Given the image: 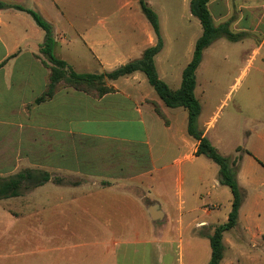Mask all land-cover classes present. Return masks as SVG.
Returning <instances> with one entry per match:
<instances>
[{"label": "crops", "instance_id": "0c3cea01", "mask_svg": "<svg viewBox=\"0 0 264 264\" xmlns=\"http://www.w3.org/2000/svg\"><path fill=\"white\" fill-rule=\"evenodd\" d=\"M177 1L181 13L172 7L175 0H146L163 43L155 67L173 91L180 90L203 35L192 0ZM208 8L217 27L229 24L232 32L253 34L262 29L251 60L264 49V0H211ZM28 10L51 25L54 56L78 74L110 73L138 61L157 45L158 35L140 0H0V167L9 177L22 166L51 176L33 191L34 213L18 220L39 222L52 212L55 232L57 215L81 207L84 234H51L55 243L63 241L51 247L45 264H61L58 254L71 250L68 240L75 237L87 250L82 264H185L187 254L195 261L204 248L208 264L209 237L227 223L233 195L221 182L219 166L197 155L187 110L168 107L140 71L108 81L113 92L102 97L61 86L37 103L50 70L41 51L46 33ZM224 40L231 41L222 37L203 51L194 93L201 106L198 130L221 156H237L243 202L236 226L223 233L220 264H240L262 246L259 241L264 245V109L242 106L243 145L233 140L232 114L214 128L217 114L207 115L198 97L200 76L217 74L206 70L217 58L209 52ZM52 175L81 176L85 182L64 187ZM42 195L49 201L38 199Z\"/></svg>", "mask_w": 264, "mask_h": 264}, {"label": "rangeland", "instance_id": "374dc122", "mask_svg": "<svg viewBox=\"0 0 264 264\" xmlns=\"http://www.w3.org/2000/svg\"><path fill=\"white\" fill-rule=\"evenodd\" d=\"M171 2L173 0H165ZM257 1V0H255ZM175 0L173 8H179L182 12V4H177ZM229 30L232 32L231 27ZM262 32V29H261ZM261 32L253 33H239L232 32L238 41L224 40L219 45L210 51V55H215L216 62L211 69H206L209 73H217L211 79H206L205 74L200 76V88L198 97L201 99L207 115H216L217 121L214 128L219 129L225 122L229 114L233 115V120L230 123L231 134L234 141H240L242 145L245 140L246 116L243 107L250 104L255 110L264 109V49L253 60L255 54L254 50L257 48L256 41L260 40ZM188 39V35H186ZM45 55V54H43ZM46 57V56H45ZM47 58V57H46ZM248 71L245 78L241 81L242 72ZM240 79V80H239ZM108 84V81L106 82ZM250 94V95H249ZM246 99V100H244ZM237 165V156L235 155L231 162ZM17 173L23 171H33V168L22 166L16 169ZM14 174V175H16ZM12 175V176H14ZM0 177L8 178L9 174H5L0 167ZM52 180L55 184L71 187L78 186L85 182L81 176H63L52 175ZM35 189L26 191L21 197L8 198L0 200V264H45L51 257V247L55 244L62 243L51 239V234H56L58 237L63 234H84L83 223L81 216V207L77 205L71 206V212L66 215H57L58 221L55 227V232L51 228L52 215L45 213L41 216L39 222H23L19 221L26 213L33 214V191ZM228 190V189H227ZM230 192V191H229ZM49 194V192H47ZM38 198L41 201H49L48 196ZM25 198L31 200L30 203L24 202ZM48 209L49 207L46 205ZM39 211L40 208L38 207ZM44 210V209H42ZM8 217L14 218L9 219ZM65 218L67 221H62ZM36 229V230H34ZM23 240V241H22ZM22 241V242H20ZM73 247L71 250L65 251L63 255L58 254V262L61 264H82V257L85 256L82 248V240L80 238H71ZM250 242L249 239H247ZM256 248L255 253L251 252L247 256H243L240 264H264V245ZM210 251V250H209ZM207 250H201L197 255L196 260L187 254L185 257V264H206L208 259ZM173 261V257L171 260ZM176 261V257H174ZM177 264V262H176Z\"/></svg>", "mask_w": 264, "mask_h": 264}, {"label": "trees", "instance_id": "16d2710c", "mask_svg": "<svg viewBox=\"0 0 264 264\" xmlns=\"http://www.w3.org/2000/svg\"><path fill=\"white\" fill-rule=\"evenodd\" d=\"M211 0H192L191 12L197 17L203 27V35L197 41L193 59L183 73L182 86L180 90L173 91L159 78L155 67V57L161 51L163 43L159 34L158 19L155 12L148 6L146 0H140L143 12L151 22L158 35V43L144 53L142 59L131 62L110 73L78 74L73 71L65 62L57 59L53 54L54 38L51 25L46 22L38 13L28 10L37 25L46 33L45 42L42 45V53L48 59L44 65L49 68L50 76L46 92L37 99L41 103L51 99L61 87H70L88 93L93 97H102L113 92V88L107 85V81L117 80L120 77L128 76L134 72H143L149 83L156 90L164 103L171 108L184 107L188 112V132L199 141L197 150L198 156H205L215 162L220 168L221 182L228 186L233 195L232 210L227 223L216 227L214 233L209 237L211 245V258L208 264H220L225 248L223 245V233L236 226L239 218V210L243 202L242 190L237 181V165L231 159L221 156L211 145L209 140L198 130L197 120L201 113V106L195 97L196 71L202 61L203 51L216 40L225 37L231 41H238L239 38L229 30V24L216 26L211 17L208 5ZM156 112L165 118L161 109L156 106ZM51 180L46 172L23 171L8 178L0 177V200L19 197L26 191L35 189Z\"/></svg>", "mask_w": 264, "mask_h": 264}]
</instances>
